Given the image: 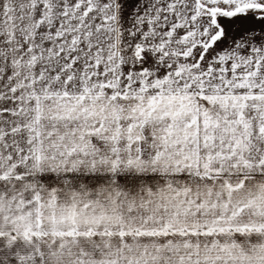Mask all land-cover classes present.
Listing matches in <instances>:
<instances>
[{"label":"snow or ice","instance_id":"obj_1","mask_svg":"<svg viewBox=\"0 0 264 264\" xmlns=\"http://www.w3.org/2000/svg\"><path fill=\"white\" fill-rule=\"evenodd\" d=\"M0 264H264V0H0Z\"/></svg>","mask_w":264,"mask_h":264}]
</instances>
